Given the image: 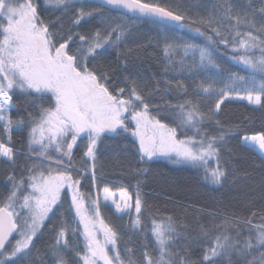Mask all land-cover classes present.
Returning <instances> with one entry per match:
<instances>
[{
  "label": "snow or ice",
  "instance_id": "6c2138e0",
  "mask_svg": "<svg viewBox=\"0 0 264 264\" xmlns=\"http://www.w3.org/2000/svg\"><path fill=\"white\" fill-rule=\"evenodd\" d=\"M112 11L149 20L162 34V71L150 89L130 59L132 28ZM53 12L55 20L45 18ZM178 30L197 33L203 45L172 35ZM222 47L247 75L221 67L215 57ZM109 49H121L115 62ZM172 93L175 103H153ZM233 100L264 108V0H216L199 18L161 0H0V162L8 166L0 264H264V129L249 133L219 119ZM230 139L258 157V182L241 169ZM109 140L124 142L110 159L121 167L134 149V193L106 179L101 151ZM78 141H86L79 162ZM161 158L201 169L218 189L236 187L247 214L210 212L219 222L198 224L193 236L178 217L152 213L143 184ZM241 180L250 183L239 187ZM65 203L70 219L61 212ZM102 206L129 218L123 249ZM145 213H152L147 222ZM49 223L51 242L41 251L36 241Z\"/></svg>",
  "mask_w": 264,
  "mask_h": 264
},
{
  "label": "trees",
  "instance_id": "16d2710c",
  "mask_svg": "<svg viewBox=\"0 0 264 264\" xmlns=\"http://www.w3.org/2000/svg\"><path fill=\"white\" fill-rule=\"evenodd\" d=\"M162 3H181L188 9L189 14L193 18H199L201 15H207V9L211 7L212 3L216 0H161ZM241 3H247V0H240ZM257 6H259V0H254ZM107 12V10H106ZM59 13L53 12L51 14L45 13V18L49 20H55ZM111 17H115L118 22L127 23L132 28V33L126 41L127 47L134 49L131 61L137 66L140 75L148 82L149 89L152 87L153 74H159L162 71L161 53L158 42L162 40V34L157 27L148 20H137L134 17L128 15L125 19H121V13L112 11L109 13ZM65 28L69 26L68 20L63 21ZM203 30V29H202ZM172 35L181 37L183 40L189 41L195 44L203 45L204 40L195 32H188L186 30H178ZM137 45L140 47L137 48ZM123 48V46H122ZM121 49H109V60L115 62V57ZM255 55L259 56V52ZM231 50L225 52L223 47L216 54V60L222 68L227 71L237 72L239 75H247V72L243 70V67L238 65L235 61L230 59ZM179 57H177L178 59ZM119 73H117L118 75ZM117 75L113 76V81L119 83ZM172 75V74H170ZM203 77L197 76L196 79H202ZM259 79V76L257 77ZM189 85L192 84V79L185 80ZM221 83V81H217ZM123 86V85H121ZM165 100H171L175 103V93L170 96H155L153 97V103L163 106ZM162 114H167L163 112ZM219 119L228 124H241L242 129L245 132H253L264 129V108L258 106L248 105L246 101L233 100L226 103L224 111L221 113ZM16 146L20 149L21 153L26 149L22 147L23 141L19 134L14 135ZM86 141H78V148L74 149V159L79 162L82 153L83 143ZM107 147L102 146L101 159L105 162V174L106 179L112 182V185L125 184L129 186V191L134 193L135 191V179L128 171L130 166H135V160L132 157L134 149L129 147L128 157L130 164H125L123 167L110 162V159L114 151H118L123 147L124 142H114L112 140L106 141ZM229 146L240 153L239 165L241 169L247 170L253 173V177L258 182L260 170L257 167L260 161L258 157L252 153L241 152L237 147V142L234 139H230ZM20 162L24 163L23 154L20 156ZM151 175L145 178L143 184V191L146 194L145 199L147 204L152 209V213L157 215H172L178 217L182 223L189 226V233L196 235L198 232V224H204L210 226L213 222H219V217H213L208 215L210 212L216 211H232L235 209L238 214L246 215L245 211L247 205L246 202H237L238 197L234 198V193L238 190L234 186H225L222 189H218L216 186L211 185L205 181L203 177V171L188 165H173L169 161L161 158L157 163L152 166ZM8 171V166L0 162V195H5V175ZM250 181L241 180L239 187H243ZM87 191V188L83 189ZM260 205L256 204L255 208H259ZM102 215L107 223L118 229L123 240L119 247L124 248L125 243L129 240L131 235L128 229L129 218L125 216L123 219H117L113 214L112 209L101 208ZM64 219H70L71 214L68 212V204L65 203L61 210ZM152 213H145V220ZM61 218V213L58 212L53 217V222H56ZM51 224L44 229L43 235L36 241L37 248L41 251L45 249L47 244L51 242ZM138 237L132 236L133 244L139 250L140 243H138ZM179 247L183 248L184 245L181 242ZM193 253L198 251V246L192 244Z\"/></svg>",
  "mask_w": 264,
  "mask_h": 264
},
{
  "label": "water",
  "instance_id": "95a60500",
  "mask_svg": "<svg viewBox=\"0 0 264 264\" xmlns=\"http://www.w3.org/2000/svg\"><path fill=\"white\" fill-rule=\"evenodd\" d=\"M130 16H132L131 14H129ZM133 17V16H132ZM141 20H146V19H141ZM149 21V20H148Z\"/></svg>",
  "mask_w": 264,
  "mask_h": 264
}]
</instances>
